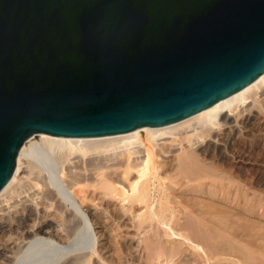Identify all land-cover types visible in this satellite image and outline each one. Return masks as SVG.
Instances as JSON below:
<instances>
[{
  "label": "water",
  "instance_id": "1",
  "mask_svg": "<svg viewBox=\"0 0 264 264\" xmlns=\"http://www.w3.org/2000/svg\"><path fill=\"white\" fill-rule=\"evenodd\" d=\"M264 72V0H0V191L33 134L163 126Z\"/></svg>",
  "mask_w": 264,
  "mask_h": 264
},
{
  "label": "bare ground",
  "instance_id": "2",
  "mask_svg": "<svg viewBox=\"0 0 264 264\" xmlns=\"http://www.w3.org/2000/svg\"><path fill=\"white\" fill-rule=\"evenodd\" d=\"M255 151L264 153V72L237 92L172 124L143 126L97 137L33 134L19 149L14 173L0 191V264H25L41 245L56 251L50 264L63 259L65 261L60 264H108L114 240L122 249L126 248L125 251H132L125 255L126 252H122L118 262L133 264L132 255L140 254L142 239L152 237L146 234L149 229L144 231L147 227L145 215H161L156 210L147 211L153 183L160 182L164 176L165 180L178 181L173 175L179 172H186L187 177L191 174V179L205 180L206 174L201 172L207 173L206 168L213 161H231L244 168L264 167V163L252 156ZM26 169L28 177L20 176ZM191 188L190 191L201 198L220 202L232 193V187L217 178L198 181ZM237 193V200L246 196L238 190ZM189 202L196 212L193 215H201V219L197 224L193 216L187 220L186 229L196 227L198 231L191 235V229L177 233L169 227L170 231L192 247H199L193 244L199 237L206 245L213 241L220 249L225 236L214 233L207 215H222L224 209L208 204L197 207L198 203H193L192 199ZM143 207L146 209L142 210ZM213 209L217 213L210 212ZM88 233L95 247L81 252L83 237Z\"/></svg>",
  "mask_w": 264,
  "mask_h": 264
},
{
  "label": "rangeland",
  "instance_id": "3",
  "mask_svg": "<svg viewBox=\"0 0 264 264\" xmlns=\"http://www.w3.org/2000/svg\"><path fill=\"white\" fill-rule=\"evenodd\" d=\"M252 156L254 157V159L258 160L260 163H264V153L262 151H255L254 153H252ZM210 166L206 168V171L208 170L207 173L205 171L201 172L203 174H206L207 178L205 180L197 179V177L194 179H191L192 178L191 174H188V177H187L186 172H183L182 174L181 172H179L178 174L176 173L177 175L176 174L173 175V176L178 177L177 178L178 181L172 182L169 180H165L164 179L165 176H164L162 177L163 180H161L160 182L156 181L157 183L155 182L152 184V186L150 187L152 197L150 199V202H149L150 206L147 208V211L151 213V211L156 210L161 215H145L147 216L145 227L146 225L147 227L144 231L147 232V230L149 229L150 231L148 230V233L146 234L149 237L150 236L152 237L149 239L146 237L147 242L145 241L146 240L145 237L142 239L143 244L140 250V254L132 255L133 264L134 263L135 264H215V263L217 264H264V254H263L264 253V246H263L264 245V167L261 166L263 167L261 168L258 165L257 167H250V168L245 167L244 168V167L236 166L231 161H213L210 164ZM50 168H52V165H50ZM28 172L29 171L26 169L25 173L21 174L20 176L22 177L24 176L26 178L29 175ZM52 172H55V171H52ZM195 173H198V172L196 171ZM214 173H216L217 175L216 177ZM180 175L181 176L183 175V176L180 178ZM220 176L223 178H221ZM201 178H204V177H201ZM216 178L224 180L228 185H230V187H232L230 188V190L232 189V193L227 198H224L223 200L224 202L212 201L207 198H201L197 196L195 192L190 191L192 189L191 188L192 184H197L198 181H206V180L210 181V179H216ZM179 179L180 180L182 179V180H181V183H177V186H178L177 187L175 183L180 182ZM188 184L189 186L191 184V186L190 187L187 186ZM169 188L174 190V192H172V190H170ZM237 190L238 192L246 193V196L244 199L237 200L235 198V195L238 194ZM233 194L234 196L232 197ZM190 199H192L193 203L195 202L198 203L197 207H200L201 205L206 206L208 204L207 206H213L214 208L219 207V208L224 209V213L222 215L221 214L218 215L217 210L215 209H213L212 211L210 210V212L214 211L217 213V215L215 213L213 215H207L210 218L209 224L211 225V227H213L214 233L219 234V235L222 234L223 236H225V238L222 237L223 241L220 244L221 250L219 249V247H216V244L213 241L208 242V244L206 245L204 240L199 237H197L199 240L196 237H194L196 239L193 242L194 245H198L199 247H192L187 241L184 240V238L177 236V235L175 236L172 234V230L170 231L169 227H172L177 233L187 232V231L190 232V229H191V232H190L191 235L193 233H194L193 235H195L196 234L195 232L198 231L196 227L195 228L189 227L190 229H186L188 228L187 227L188 221L193 219V216L196 217L195 220L197 221V224H200L199 220L201 219V215H193V214H196V212H194L193 209H191V206H190L191 203L189 202ZM193 200L194 201L196 200V201L194 202ZM168 205H171V208ZM184 206H186V208ZM144 208L146 209V207H143L142 210H144ZM169 209L171 210L169 211ZM188 213H191V214H188ZM225 213L226 215H224ZM192 229H194L195 231L194 230L192 231ZM234 233L235 234L237 233V234L235 235ZM236 237H239V238H236ZM233 238L238 239V241ZM231 239L235 241V242L231 241L232 245H230ZM83 241H84L83 243L84 249L80 250L81 252L85 250L89 251L95 247V243H94L95 241L92 235H90V233L84 235ZM148 242H150V247L147 246ZM236 242L238 244L240 243L239 246L237 245ZM114 243L116 245H114ZM228 244L232 248H229ZM242 244L245 245L246 248L245 246L241 247L243 246ZM233 245H236L237 248L240 247L241 251L238 250L236 247H233ZM221 246L223 247V249ZM226 246L227 248H225ZM249 247L251 249L248 250L247 248ZM235 248L236 250H234ZM119 249H120V252H119ZM125 249L126 248L122 249L117 243V241L114 240V242H112V246L110 250L111 258L108 259V262H109L108 264H117V262L119 261L120 255H123L124 252H126L124 253V255L129 254V252H132L130 249H128V251L127 250L125 251ZM36 250L34 251V253H32L31 257L27 260V262H25V264L27 263L28 264H44L45 261H46L45 264H50L51 260L53 259V256L56 254L55 249H51L48 245L46 246L41 245ZM232 250L235 252L237 251L236 254L234 252L232 254ZM242 251L244 253H241ZM245 251L247 252V254ZM253 251L256 253L254 254ZM239 252L241 253L242 256L239 255ZM250 252L251 253L253 252L254 255L250 254ZM115 253L117 254L115 255ZM237 253L239 256L237 255ZM250 255H253V256L250 257ZM254 256H255V259H254ZM208 257H210V260ZM187 258H190V260H186ZM63 260L65 261V259ZM64 261L60 260L54 264H60V262H64ZM118 264L120 263L118 262Z\"/></svg>",
  "mask_w": 264,
  "mask_h": 264
}]
</instances>
